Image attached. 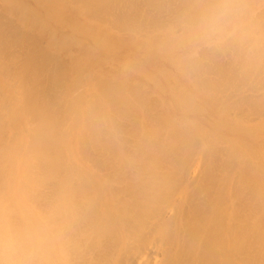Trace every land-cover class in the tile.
I'll list each match as a JSON object with an SVG mask.
<instances>
[{"label": "bare ground", "instance_id": "6f19581e", "mask_svg": "<svg viewBox=\"0 0 264 264\" xmlns=\"http://www.w3.org/2000/svg\"><path fill=\"white\" fill-rule=\"evenodd\" d=\"M33 1L36 6L31 4V0H2L0 6V77L6 79L5 85H0V264H264V17L259 15H264L261 11L264 0H180L184 18L176 15L179 2L175 0L176 5L175 1L169 0L170 4H175L173 8L166 0L164 5L172 6L169 9L176 12L175 15L169 13V16L181 17L182 24L185 21L186 30L181 25L187 41L193 42L190 45L181 37L183 34H176L181 30L176 29L180 25L179 19V25L175 26L166 21L168 16L166 18L161 12L160 17L165 18L161 22L159 9L157 16L153 17L156 16L155 20H160L161 25L166 22L171 30H166V26L159 23L160 26L153 29L156 25L151 22V27H154L147 25L149 30L145 28L146 32L142 33L141 28L134 26L138 23L135 12L139 13L141 9L133 6L134 9L138 7L134 11V19L125 12L130 3L134 5V0ZM138 2L143 4L142 0ZM141 3L140 8H144ZM164 5L165 10L167 5ZM220 9L229 10L228 24L232 26L220 28L215 32L216 36L223 39L231 29L235 30L236 35L232 36L236 39L241 30L239 38H248L250 43L249 46L244 45L245 38L236 42L230 39L232 36L227 39L226 36L225 43L213 44L209 50L201 49V53L208 57L212 50L213 57L208 60L206 56V63L217 58L216 54H222L231 40L235 46L230 44L228 48L240 50V45H244L242 48L245 49L241 50L250 61L241 60L243 55L238 57L241 50L237 49L236 55L231 50L233 53L229 56L235 57L229 62L233 63L232 60L238 57L241 62H234L240 67L234 63L235 67L227 68L230 71L223 70L226 64L232 66L225 60L230 53L225 54L229 50L227 48L220 57L226 55L224 60L228 63H221V68L222 60L218 56L217 65L213 64V68L220 65L217 69L225 71L223 73L219 69L215 72L220 71L227 76L218 73L217 77H208L206 74H209L211 63H207L210 68L206 63L202 64L205 56L199 51L203 43H212V37L202 29V21L210 12ZM76 10L78 13L72 18ZM141 12L137 20L142 16ZM66 13L70 16L65 20ZM151 13L147 12V15ZM143 16L146 19V14ZM143 16L139 23L144 22ZM81 17L96 19L102 24L113 23L114 28L123 31L118 34L117 41L121 42L118 51L123 52L126 46L134 45L145 52L143 57L136 59V55H127L122 61L119 56L115 58L98 52L74 34L84 32V35L93 36L92 39L103 37L104 40L106 32L103 30L104 36H99L100 32L94 30V26L80 22L78 18ZM175 20L173 18L174 24ZM64 22L72 29V34L66 33L65 26L61 24ZM171 25L175 26V33ZM36 27L40 28L41 36L49 35L47 46L37 43L36 32L32 33ZM136 34L146 35L147 39L142 41L141 37L136 38ZM103 40L98 41H110L108 38ZM74 42L86 50V55L82 54L81 58L85 55V61L91 60L98 67H88L90 71L85 73L86 76L80 67L83 78L78 73L75 75L80 78L74 76L72 81L75 83L91 77L95 82L100 80L95 84L102 88L104 101L109 102L111 111L107 110V103V111H104L105 103L103 106L94 105L102 102V98L98 99L100 95L93 91L89 95H96L99 101L88 98V102L93 103L83 107L80 98L83 90L82 95L77 93V83H73L74 86L70 84L71 90L78 89L76 95V90L73 92L75 98L72 96L70 101L67 97L69 60L68 64L65 63L68 57L63 56V61L57 49L68 47L72 54ZM50 46L56 50H50ZM215 46L222 50L218 51L220 47L217 49ZM71 54L73 58L75 54ZM191 58L196 59V63ZM104 62L108 64L110 73L122 66L124 75L128 74L122 79L124 84L133 80L127 79L133 72H144V77L152 81L154 93L161 100L173 97L176 106L199 115L207 125L200 121L192 122L196 131L190 130L187 126L194 120L187 118L191 121L185 122L182 118L181 129V123L173 115L179 127L171 121L173 117L168 118L175 125L174 128L168 123L175 134L167 126L170 132L163 136V140L162 132L151 119L153 116L144 110L147 108L142 105L144 98L141 104L137 103L135 93L139 87L143 89L142 83L137 86L135 80L131 82L135 84L133 88L138 87L133 94L134 102L120 91L127 85L118 81L123 85L117 86V78L114 77H109L112 80L103 79ZM32 67L34 71H30ZM76 67L79 69L75 65L73 73L78 72ZM149 68L153 73L148 72ZM213 68L210 69L212 72L216 69ZM27 69L31 73L37 71L36 75L40 73L53 84L49 90L52 93V88L55 89L50 98L52 101L41 99L46 89L41 88L42 93L37 85L34 90L31 84L27 86L30 75H23ZM181 71L185 77L188 76V85L180 78ZM24 76L29 90L22 85L25 84V81L22 83ZM31 76L37 77L34 73ZM34 77L29 78L33 80ZM37 78L33 83L40 82L42 77L39 75ZM15 81L22 83L17 86L19 88H16L18 83ZM8 85L15 86L14 91L9 92ZM128 86V89L132 88V85ZM190 86L194 87L195 96L187 93ZM148 92L152 93L150 89ZM194 98L200 101L198 105L195 101L194 104ZM98 106L103 110L95 108ZM92 109L98 110L92 112ZM84 111L85 114L86 111L96 112L102 120L94 119L93 123L92 119L88 123L86 119L91 114L86 115L85 126L79 130L76 127L83 124ZM148 112L153 113L150 109ZM20 121L29 124L28 137L20 135L23 129L19 126ZM157 121L160 122L159 119ZM215 125L218 132L211 128ZM14 126L17 131L11 133ZM174 129L181 130L176 133ZM87 141L91 144L89 149ZM75 142L80 145L76 152ZM85 143L86 150L82 147Z\"/></svg>", "mask_w": 264, "mask_h": 264}, {"label": "rangeland", "instance_id": "374dc122", "mask_svg": "<svg viewBox=\"0 0 264 264\" xmlns=\"http://www.w3.org/2000/svg\"><path fill=\"white\" fill-rule=\"evenodd\" d=\"M139 1H141V0H139ZM145 1H146V0H145ZM150 1H152V0H147V3L150 2ZM153 1H155V0H153ZM173 1H175V0H173ZM173 1H172V2H173ZM177 1L179 2L180 0H177ZM177 1H175L174 3H176ZM142 2H143V4L146 3V2H144V0H142ZM157 2H158V3H157ZM161 2H162L163 4H159V3H161ZM164 2H166V0H165V1H164V0H163V1H161V0H158V1H157V0H156V2H154L155 4H154L153 2H150V3H153V4L150 5V4L148 3V4H149V5H148V4L146 3V4H145L146 6H145V5L143 6V4H142L141 2H138V0H136V2H135V0H134V2H133L134 5H133V4L131 5V3H130L129 8H128V6H127L128 10H126L125 12H126V13L128 12L126 15H128L129 18H130V17H131V18L133 17V19H134V16H135L136 14H138V15H136V16H138V18H139V15H140L139 13H140V12L142 11V9H143V11H142V12H144L143 14H144V15L146 14V16H147L146 19H144V16H143V14H142V12H141V15L143 16L142 21L144 20V22L139 23V20H141L142 16L140 17L139 20H137L138 18L136 19V22L138 21V23H135V22L133 21V22L135 23L134 26H137L138 28H141V30L143 31L142 33H145V32H146V31H145V28L148 29V28H147V27H148L147 25H150L149 28H152V27H154V26L156 25V27L153 28V29H157V26H160V25H161V23H159V21L161 20V22H162V18H164V16H165L166 18H167V16H168L169 20L166 19V21H171L172 24L175 25V26H176V25L178 26L179 24H177V23H179V21H180V25H179L178 28L176 27V29L179 30V29L181 28V30L183 31L184 27L187 26V25L185 24V21H184L185 19H183L184 24H182L183 22L181 23L182 20H180V19L184 18V16L182 17V15H183V11H184V8H182V7H183V4L181 5V3H180L181 1L179 2L180 5H179V7H178V6L176 7V8H177V10H176L177 14H176V12H174L175 9L172 10V11L169 9V8L172 7V6H173V8H174V7H175V4H174V3H173V4H170L171 1L168 0V3H167V2H166V3H167V4H170V5H172V6L169 5V6H170V7H169L167 4H165V5H167V6H166L167 8L164 10V8L162 7V6L164 5ZM140 3L142 4L141 7H144V8H140ZM31 4H32L33 6H36V3H35L33 0H31ZM127 4H129V3H127ZM158 4L161 5V6H159ZM1 5H2V0H0V6H1ZM122 5H123V4H122ZM152 5H154V6H152ZM165 5H164V7H165ZM176 5H178V4L176 3ZM130 6H131V7H130ZM133 6H134V7H135V6H138L139 9H141V11L139 10L140 12L138 11L139 13H137L136 9H138V7H136V8L134 9ZM151 6H152V7H151ZM156 6H158V7H162L163 9H162V8L160 9V8H158V7L156 8ZM132 7H133V8H132ZM148 7L151 8L152 11H151L150 9H148ZM127 8H126V9H127ZM130 8H131L132 10H131ZM152 8H153V9H152ZM154 8H156V9H155L156 12L158 11V9L160 10V11H158V12H160V13H159V16H158V19H160V20H158V19L155 20V17L157 16L158 12H157V13L154 12V11H155ZM178 8H179L180 10H179ZM181 8H182V9H181ZM133 9H134V10H133ZM144 9H145V11H144ZM146 9H147V10H146ZM168 9H169V10H168ZM171 9H172V8H171ZM181 10H183V11H181ZM134 11H136V12H135L136 14L134 13ZM163 11H165V12H163ZM166 11H169V12L166 13ZM170 11H171V12H170ZM178 11H179V12L181 11V12H180L181 14H180V13L178 14ZM258 11H259V10H258ZM261 11H264V9H262ZM261 11H260V12H261ZM125 12H124V13H125ZM147 12H148V13H149V12H153L154 14H153V13L150 14L152 17H153V15H156V16L153 17V18H150L151 16L148 14V15H149V17H148ZM161 12H162V15H164L163 17H160ZM172 12H173V13H172ZM77 13H78V11L76 10V13H73V14L71 15L72 18H74L75 15H77ZM133 13H134V14H133ZM155 13H156V14H155ZM163 13H164V14H163ZM165 13H166V14H165ZM169 13H170L171 15H172V14H174V15H175V14H176V15H179V16H181L182 18H181V17H180V19L178 18V19H179V21H178L177 17L174 16L173 18L176 19V20H175V24H174L173 18L170 17L171 15L169 16ZM258 13H259V12H258ZM262 13H264V12H262ZM66 14H68V15H65V16L63 17L65 20H66V18H67L68 16H70L69 13H66ZM129 14H132L133 16H130ZM162 15H161V16H162ZM259 15L264 17V15H262V14H259ZM73 16H74V17H73ZM179 16H178V17H179ZM159 17H160V18H159ZM63 18H62V16H59V19L62 20ZM69 18H70V17H69ZM69 18H68V19H69ZM129 18H128V19H129ZM131 18H130V19H131ZM135 18H136V17H135ZM147 18H149L150 20L153 19L155 22H154V21H149V20H147ZM156 18H157V17H156ZM170 18H172V20H170ZM259 18H260V17H259ZM78 19L80 20V22L84 23V25L88 24V25H92V26H94V27H95L94 30L100 32V35H99V36H104L103 34L106 32V33H105V36H104V38H105L104 40L106 41V39L108 38V40H110V41L103 42V43H101V41L103 40V37H102V38L100 37L101 39L98 38V40H101V41H98L95 37H94V39H92L93 36H90L89 34H86V33H85V35H84V32H83V34H82V33L79 34V33H77V32L74 34L75 36L81 37L82 40H84L85 42H87V43H89L90 45H92L93 48H95V50H97L98 52H100V53H105V54H110L112 57L114 56L115 58H116L117 56H119V58H120L122 61H125V56H127V55H131L132 57H135L134 55H136V59H141V57H143V55H144L145 52H143V50L141 51L140 49H137L134 45L126 46V47L122 50L123 52H119V51H118V48L120 47V43H121V42L118 43L119 41H117V40L119 39V37H120V35H118V34H119L120 32H123V31H120L119 28H114V27L112 26L113 23H110V24H109V23H108V24H102L101 22L97 21L96 19H92V20H91V19H87V20H85L83 17L78 18ZM261 19H262V18H261ZM157 20H158V22H156ZM63 21H64V20H63ZM146 21H149V24H148V22L145 24ZM163 21H165V18H164ZM259 21H260V19H259ZM151 22H152V23H151ZM51 23L55 24V22H53L52 20H51ZM65 23H66V22L61 23V24H63V26H65V30L67 31L66 33L69 32L68 34H72V29L69 28V26H68L67 24H65ZM82 23H81V24H82ZM127 23H128V22H127ZM129 23H130V22H129ZM150 23H151V24L155 23V25L153 24L154 26L152 25V27H151V24H150ZM156 23H157V24L159 23L160 25H159V24L157 25ZM167 23H168V22H167ZM131 24H133V23L131 22ZM143 24H144V25H143ZM168 24L170 25V22H169ZM168 24H167V25H168ZM181 24L184 25V26H183V29H182V25H181ZM115 25H116V24H114V26H115ZM162 25H163V23H162ZM162 25H161V26H162ZM164 25L166 26V22L164 23ZM164 25H163V26H164ZM173 25H171L172 27H170V26H169V27H170V28H174V29H172V30H173V32L175 33V31H176V30H175V26H173ZM92 26H91V27H92ZM142 26H143V27H142ZM230 26H232V25H231V24H226V26H224V27H230ZM100 27H101V30H100ZM160 28H161V27H160ZM162 28H163V27H162ZM164 28H165V27H164ZM222 28H223V27H222ZM143 29H144V30H143ZM226 29H227V28H226ZM103 30H104L105 32H103ZM112 30H113V31H112ZM148 30H149V29H148ZM166 30H171V29H168L167 26H166ZM181 30L176 31L177 36H180V34L178 35V32H179V33L183 34L181 37H182L183 39H186V41H185L186 43H189V45H190L191 43H193V42H188V41H187V36H186L187 34H186L184 31H183V32H184V33H183ZM184 30H186V28H185ZM219 30H220V29H219ZM219 30H217V31H219ZM111 31H112V32H111ZM247 31H248V30H247ZM247 31H246V33H248ZM35 32H36V37H37V39H39V40H37V41H38L37 43H38L39 45L47 46V40H48V41L50 40V39L48 38L49 35L46 34V35H42V36H41V35H40V28H37V27H36V30H32V33H35ZM227 32H228V33H227L226 35H223L224 37L227 36L226 39L228 38V36L230 37V36H232V34L236 33L235 30L233 31V30H231V29H228ZM238 32H239V30H238ZM241 33H242V32H241V30H240V34H239V35L237 34V35H238L239 37H241V36H240ZM108 34H110V35L108 36ZM33 35L35 36V34H33ZM37 35L39 36V38H38ZM111 35H112V36H111ZM116 35H117V38H116ZM121 35H123L124 37H127V36H125L126 34H123V33H122ZM141 35H142V34H141ZM141 35H140V34H136L135 36H136V38H140V37H141L140 40H142V41L145 40V39H147L146 35H142V36H141ZM201 35H202V34H201ZM235 35H236V34H234V36H235ZM107 36H108V37H107ZM143 36H144V37H143ZM202 36H203V35H202ZM210 36L212 37V39H211V40H212V43H211V44L203 43V45L200 47V51H199L200 53H199V54H202V53H203V52L201 53V49H202V48L204 49V51H205V50H209V49H210L209 47H211L213 44H214V45H216V44L219 45L218 42H219V43H223V42H224L223 40H225V38H224L223 36H222L223 39H222L221 37L218 38V37L216 36L215 33L209 35V37H210ZM41 37H42V38H41ZM110 37H111V38H110ZM203 37H204V36H203ZM239 37L236 36V39H235V37L232 36V38H230V39H235L236 42H239V41L242 42V41H243L242 39L245 38V37L243 38V36H242V39H240ZM214 38H215L216 40H215ZM40 39H41V40H40ZM204 39H205V38H204ZM221 39H222V40H221ZM239 39H240V40H239ZM43 40H44V41H43ZM104 40H103V41H104ZM123 40H125V41H126V40H127V41H130L129 38H123ZM201 40H203V39L201 38ZM228 40H229V39H228ZM235 40H234V42H235ZM238 40H239V41H238ZM246 40L248 41V38H245L244 42H242V43H244V45H248V46H249L250 41H248L247 44H245V43H246ZM111 41H112V44H111ZM225 41H226V40H225ZM41 42H42V43H41ZM97 42H98V43H97ZM203 42H205V41H203ZM231 42H232V40H231L230 43L228 44V47L230 46ZM236 42H235V44H236ZM74 43H75V44H74V45L72 44V46H71V48L73 49L72 54L69 52L70 49L68 50V47L66 48V47H63V46H62L63 49H57V50H59V54H61V57H62V60H63V61H64L63 56H64V57H68V59L66 60L65 63H67L68 60H69V65L67 66V67L69 68V70H68V72H69L68 79H69V80L67 81V88H68L69 90H68L67 97L70 99V101H71V99L73 100V98H72V96L74 97V93H73V92L76 90V91H75V95H76V92L78 91V89H77L76 87L78 86V87H79V92H77V93H78V94H79V93L81 94V93L83 92V95L81 94L82 96L80 97V98H81V104H82L83 107H85L86 104L90 102V100H89V102H88V98H90V99L92 98L91 100L93 101V99H96V98H95V97H97L96 95L99 94L101 97L98 96V97H99L98 99L102 98V102L99 101L98 99H96V101L98 100L100 103H96V102L94 101V102H95L94 105L97 106V104H100V105L103 106V103H105V105H104V111H107L108 109L110 110V104H109V102L104 101V92L101 91L102 88H101V89L98 88V87H100L99 85L97 86V85L95 84V83L97 82V80H96V82H95V79H94V78L92 79V77H91V78H89V79L87 78L88 80L84 79V80H82V81H81V79H79V80H78V82L80 81L79 83H78L77 81L75 82V83H77L75 89H73V88H72V90L70 89V88H71L70 84H73V83H74L72 80H74V78L77 77L75 74L78 75V73L80 74V73L82 72V70H83V74L86 76V74L89 73V71H90V70H88V67H92V66H96V67H98V65H96L97 63H95V62H93V61H91V60H88L90 63H89L87 60L85 61V59H84V57H85V55H86V50H85V48H83L82 46L77 45L76 42H74ZM224 43H225V42H224ZM227 43H228V42H226V46H227ZM232 43H233V42H232ZM103 44H104V45H103ZM106 44H107V46H106ZM110 44H111V45H110ZM240 44H241V43H240ZM109 45H110L111 47H110ZM224 45H225V44H224ZM232 45H233V44H231V46H232ZM238 45H239V44H238ZM238 45H236V46H238ZM244 45H240L241 48L244 47ZM105 46H106V47H105ZM113 46H114V47H113ZM116 46H117V47H116ZM206 46H208V48H207ZM220 46H221V45H220ZM220 46H219V47H220ZM234 46H235V45H233V47H234ZM240 46H239V47H240ZM248 46H247V47H248ZM205 47H206V49H205ZM215 47L217 48V46H215ZM219 47H218V48H219ZM221 47L223 48V46H221ZM221 47H220V49L217 48L218 51H219V50H222ZM228 47H227V48H228ZM233 47H232V48H231V47L228 48V49H229L228 51L226 50L227 48H226V49H225V48L223 49L224 51L226 50V53H225L226 55H227V52H228V53L230 52V53L227 55V57H226L227 59H225V56H226V55H224V58H223V57H222V58L220 57L221 55L223 56V54H224L223 52H224V51H223V52L220 51V52H222V54L220 53L221 55H220L219 53L216 54V52H215V54L217 55V58H218V56H219L220 59L222 60V62H220V65H221V63L223 64V62H224L225 60H228V62H229V61H231V58L233 59V58L235 57L234 55H233V56H229L231 53H233V51L235 52V55H236V50H237L238 48L235 49L236 47H235V48H233ZM245 47H246V46H245ZM247 47H246V48H247ZM113 48H114V49H113ZM212 48H213V47H212ZM241 48H240V50H241ZM125 49H126V50H125ZM234 49H235V50H234ZM242 49L244 50L245 48H242ZM50 50H56V48L53 47V46H50ZM129 50H130V51H129ZM231 50H233V51H231ZM238 50H239V49H238ZM238 50H237V51H238ZM240 50H239V51H240ZM243 50L240 51L241 54H240V53L238 54V52H237V54L239 55L238 57H240V56L243 55V58H244V59H243L242 57H241L240 59L243 60V61H245V60H247L248 58H245L246 56H245ZM202 51H203V50H202ZM211 51H212V50H211ZM211 51H209V53H208V54H211L210 56H212V53H210ZM242 51H243V52H242ZM67 52H68V53H67ZM206 52H207V51H206ZM206 52H204V53H206ZM65 53H66V54H65ZM73 53H74L75 55H74ZM174 53H175V52H174ZM70 54H71L72 56L74 55L73 58L70 56ZM79 54H80V55H79ZM82 54H85V55L82 56V58H81V55H82ZM78 55L80 56L79 58H78ZM202 55L205 56V59L203 58V60H202V64H203V63H206V60H207V59H208V60L210 59V56L208 57L207 54H206V55L202 54ZM202 55H200V56H202ZM213 55H214V52H213ZM216 55H215V56H216ZM200 56H197V57H200ZM206 56L208 57L207 59H206ZM76 57H77V58H76ZM194 57H196V55H195ZM212 57H213V56H212ZM228 57H230V58H228ZM238 57H237V58H238ZM85 58H86V57H85ZM217 58H214L213 61H211L212 59L209 61V62L211 63L210 65L212 66L211 68H213V64L217 65V64L215 63V61H216V62L218 61ZM237 58H236V60L234 59L235 62L238 61V63H240V62H241V61H239L240 59L238 60ZM78 59H82V61H85V62H82V61L80 62V60H78ZM86 59H87V58H86ZM191 59L193 60L192 62H194V61L196 60V59H194V58H191ZM198 59H199V58H198ZM198 59H197V60H198ZM200 59H202V57H200ZM224 59H225V60H224ZM221 60H219V61H221ZM234 60H232L233 63H232V62H229V63H232V66H231V64H228V66H227V64L225 65V63L227 62V61H225V62H224V65H225L226 68H222L223 65H221V66H220L219 64H218V65H219L223 70H226L227 68H231V67L233 68V67H235V65H236V63L234 62ZM134 61H135V60H134ZM198 61H200V60H198ZM243 61H242V62H243ZM247 61H250V60L248 59ZM110 62H111V61H110ZM135 62H136V61H135ZM209 62H207V63H209ZM228 62H227V63H228ZM25 63H26V62H25ZM88 63H89V64H88ZM106 63H107V62H106ZM194 63H196V62H194ZM199 63H200V62H199ZM207 63H206V64H207ZM217 63H218V62H217ZM234 63H235V65L233 66ZM238 63H237V64H238ZM67 64H68V63H67ZM73 65H74V66H73ZM75 65H78V68H79V69H77V67H76V70H78V72L75 71L76 73H75V72L73 73L72 71H73V69H75ZM102 65H103V64H102ZM107 65H108V64H105V62H104V66H105L106 70L103 71V72H104V74L102 75L103 79H104V77H107V80H112V78H109V77H114V78H117V79H115L117 86H118V84H120V82L123 83L122 79H123V78H126V76H127L128 74L124 75V73H123V71H122V66L120 65V66H119V67H118L113 73H110V72H108V66H107ZM199 65H201V64H199ZM199 65L197 64V66H199ZM229 65H230V66H229ZM240 65H241V64H240ZM72 66H73V67H72ZM83 66H84V67H83ZM201 66H203V65H201ZM204 66H205V64H204ZM219 66H215L214 68H216V69L213 68L214 70H213V72H212V70H210V69H211L210 66H208V64H207L206 67H208V68H210V69H208L209 71H208L207 73H209V74H206V76L210 75V77H214V76L217 77V76H218V73H220V75H223V74H221V73L223 72V70L220 69V68L217 69V67H219ZM80 67H82L83 69L81 68V69H82V70H81ZM85 67H86V69H84ZM96 67H95V68H96ZM236 67H240V66H239V65H238V66L236 65ZM169 68H171V67H169ZM232 68H231V69H232ZM30 69H31V70H30ZM30 69H27V71L25 70V71H24L25 73H23V75H25V74H27V75H25V76H29V75H30V76H29L30 78H31V77H34V76H31V74L33 75V73H34V75L37 76V77H39V75H40V77H42V78H41L42 80L40 79V82L38 81L37 83L39 84V83L42 82V84H40V86H39L37 83H33V81H35V80L38 79L37 77H36V78L34 77L35 79L32 78L33 80H31L29 77H27V78H28V80H27V78H25V76L22 77V79H23V80H22V83L25 81V84H24V83H23V84L21 83V84H22V85H25V88H26L27 86H29V84H31V85L33 84L34 86H33V85H32V86L30 85V87H31L32 89H33V88H36V89H37L38 87L40 88V89H39L40 91H42L41 88H43V90L46 89V90L48 91V92H47V91L45 90V91L47 92V95H46V92L43 93V91H42L43 94H41L40 92H38V93H39V95L41 94V95L43 96V97H41V99L44 98L45 102H47V101H48V98L50 99V98L54 95V93H53L54 90H55V89L53 90L54 87L52 88V91H53L52 93H50L51 91H49V90L51 89V87L53 86V84L49 83V81H48L45 77L41 76L40 73H37V75H36L35 73H36L37 71H35V72H33V73L29 72V70H30V71L33 70V67L30 68ZM219 69H220L222 72H220V71L217 72V71H216V72H217V75H215V73H216L215 70H219ZM231 69H229V70L227 69V70L230 71ZM79 70H81V71L79 72ZM120 70H121V71H120ZM148 70H149V71H148L149 73H150V72L153 73V69H152V68H149ZM33 71H34V70H33ZM137 72H138V71H137ZM137 72H133L130 76L127 77V79L129 78V79H133V80H135V81H136L135 84H136L137 86H138V85H141V83H142L143 89H142V87H139V88H138V87H135V86H134V88H133V85H135V84H132V83H134L135 81L130 80V82H128V81L125 79L124 82L127 81L126 83H129V84H124V83H123V84H124V85H127V86L129 85L128 87H131V85H132V88H129V89H128L127 86L124 87V86H122L123 84H122V85L120 84L119 87L122 86L121 88L124 89V90L120 89V91H122V93H125V94H127L128 96H130L131 99H133L134 102L137 100V103H138V104H139V103L141 104V103H142V100H143V98H144V101H145V102L143 101L142 105L145 106V107H147V108L144 109V110H147L146 112H147V114H148L149 116H151V117L153 116V118H151V119H152V121L154 120V123L157 125L156 128L159 129V132H160V131L162 132V133L160 132V133L162 134V137H163L164 135H166L167 132H170V130H171V133L173 132V129H171V128H173V127H169V125L174 126V128H175V125H173V124H177V123L179 122V123H181V124H180V127H181V126H182L183 119L185 120V122H188L189 119H191V120L193 119V120H194V121L189 120V122L191 121V123H189V125H188L187 127H188V129H190V130H194V131H196V129H195L196 126H194L195 123L193 124L192 122L200 121V122L204 123L205 125H207V123H206L205 121L200 120V116H199V115H197V114H195V113H192V112H189V111H188V112H187V111H184L182 108H180V106H176V104H175L176 102H173V101H174V100H173V97H170V98H166V97H165L163 100H161L160 97H159V95H157L156 93H154L155 89H154V85H152V84H153L152 81H150L149 78H147V77L145 78V77H144V75H143L144 72L142 73V72L139 71V73H141V74H139V73H137ZM183 72H184V71H181V72H180V76H181L180 78L182 79V81L186 82V84L188 85V83H187L188 76L186 75V77H185V76L182 74ZM211 72H212L213 74H212ZM214 72H215V73H214ZM224 72H225V71H224ZM224 72H223V73H224ZM226 72H227V71H226ZM85 73H86V74H85ZM121 73H123V74H121ZM130 73H131V72H130ZM136 73H137V74H136ZM151 73H150V74H151ZM83 74H82V75H83ZM120 74H121V76H120ZM182 75H183V76H182ZM225 75H226V74H224L223 76L226 77L227 75H226V76H225ZM74 76H75V77H74ZM79 76H80L81 78H83V77L81 76V74H80ZM124 76H125V77H124ZM73 77H74V78H73ZM80 77H77L76 79H78V78H80ZM96 77H97V76H96ZM96 77H95V78H96ZM102 77H101V78H102ZM208 77H209V76H208ZM2 78H3V77H0V85L4 86V85H5V81H6V79H5V78L2 79ZM24 79H26V80L28 81V85H27V83H26L27 81L24 80ZM43 79H44V80H43ZM45 79H46V81H45ZM96 79H98V78H96ZM99 79H100V77H99ZM99 79H98V80H99ZM105 79H106V78H105ZM159 79H160V78H159ZM4 80H5V81H4ZM83 81H84L85 83H83ZM99 81H100V80H99ZM99 81H98V82H99ZM118 81H120V82L118 83ZM132 81H133V82H132ZM13 82H14V81H13ZM13 82H12V83H13ZM15 82H16V81H15ZM35 82H36V81H35ZM70 82H71V83H70ZM98 82H97V84H98ZM131 82H132V83H131ZM17 83H18V81L16 82V84H17ZM46 83H47V84H46ZM75 83H74V84H75ZM9 84H11V82H9ZM21 84L18 83V85H16V88H19V87H17V86H19V85L21 86ZM45 84H46L47 87H46V86H43V85H45ZM74 84H73V86H74ZM78 84H81V87H80ZM184 84H185V83H184ZM26 85H27V86H26ZM36 85H37L38 87H36ZM48 85H49V86H48ZM149 85H151V87H150ZM8 86H9V85H8ZM41 86H42V87H41ZM69 86H70V87H69ZM73 86H72V87H73ZM96 86H97V89H98V90L96 89ZM117 86H116V87H117ZM145 86H146V87H145ZM152 86H153V87H152ZM6 87H7V86H6ZM49 87H50V88H49ZM123 87H124V88H123ZM14 88H15V86H12V85H11V87L9 86L8 90L11 89L9 92L14 91V90H13ZM31 88H30V89H31ZM90 88H92V89L90 90ZM103 88H104V87H103ZM117 88H118V87H117ZM136 88H138V89H136ZM140 88H141V89H140ZM145 88H146V89L148 88V89L146 90ZM188 88H189V87H188ZM27 89H28V87H27ZM27 89H26V90H27ZM32 89H31V90H32ZM36 89H35V90H36ZM81 89H82L83 91H82ZM99 89H100V90H99ZM135 89H136L137 91H136ZM144 89H145V91H146L145 94H144V92H143ZM149 89L152 91L153 95L155 94L154 96H156V97L159 98V100H158V98H157V100H156V99H155L156 97H154V96L152 95L151 92H150V94H151L152 97H154V98H152V97L150 96V94H148V93H149V92H148ZM28 90H29V89H28ZM33 90H34V89H33ZM33 90H32V91H33ZM70 90H71V91H70ZM189 90H190V91H189ZM15 91L17 92V89H16ZM81 91H82V92H81ZM92 91L95 92V94H96V95L94 94V95H95L94 97H93V95H92V96L89 95L90 92H92ZM128 91H129L130 93H129ZM132 91H134V92H132ZM135 91H136V93H135ZM140 91H142V92H140ZM187 91H188L187 93H190L192 96H195V94H196V91H195V89H194L193 86H190V88L187 89ZM93 92H92V94H93ZM98 92H99V93H98ZM100 92L103 93V94L101 95ZM131 92H132V93H131ZM138 92H139V94H138ZM147 92H148V93H147ZM86 93H87L88 95H87ZM134 93H135V96L137 97L136 100H135V98H134V96H133ZM140 93H141V94H140ZM194 93H195V94H194ZM10 94H11V93H10ZM17 94H18V92H17ZM44 94H45V96H47V99H45L46 97L44 96ZM48 94H50L49 97H48ZM78 94H77V95H78ZM137 94H138V95H142V96H137ZM147 95H149L150 97L148 96V98H146ZM78 96H79V95H78ZM143 96H145V97H143ZM138 97H139V99H138ZM140 97H141L142 99H140ZM74 98H75V97H74ZM147 99H148L149 101H148ZM152 99H153L154 101H153ZM46 100H47V101H46ZM50 100L52 101V99H50ZM138 100H140L141 102H139ZM146 100H147L148 102H147ZM150 100H151V101H150ZM14 101H15V100H14ZM75 101H76V100H75ZM152 101H153V102H152ZM155 101H156V102H155ZM157 101H158L159 103H160V101H161V104H159ZM194 101L196 102L197 105H198V103H200V101L197 100V98H194L193 102H194ZM49 102H50V101H49ZM195 102H194V104H195ZM16 103L18 104L19 102H17V100H16ZM90 103H91V102H90ZM90 103H89V104H90ZM92 103H93V102H92ZM92 103H91V104H92ZM106 103L109 104V106H108ZM145 103H146L148 106H146ZM148 103H150V107H151V105H152L153 108H154L155 106L157 107V108H154L155 111H153L154 109H152V107H151V108L149 107V104H148ZM152 103H153V104H152ZM156 103H158V105H156ZM91 104H90V106H91ZM196 104H195V105H196ZM18 105H19V104H18ZM162 105H163V107H162ZM15 106H17V105L15 104ZM102 106H101V107H102ZM107 106H108V108H107V110H106V107H107ZM159 106H160V107H159ZM17 107H18V106H17ZM145 107H143V108H145ZM95 108H98V109H102V110H103V108H100V106L95 107ZM158 108H159V109H158ZM98 109H94V110L92 109L93 111H92V110H89V111H90V112H91V111L94 112V111H96V110H98ZM149 109H150V111H152L153 113L148 112ZM160 109H162V112H161ZM163 109H164V110L168 109V110H166L168 114H166V111H164V112H165V113H164V112H163ZM110 111H111V110H110ZM86 112H87L86 114H85V111H84V113H83V117H84L83 124H84V125L82 124V125L76 127V128H79V130L82 129V128L85 126V122H84V121H86V120H87V121L89 120L90 122H92L91 120L93 119V123H94L95 120H96V121H97V120H100V119L102 120V118L99 119L98 114H97L96 112H95V114H94V113H90V112H88V111H86ZM156 113H157V114H156ZM89 114H91L90 117L88 116L90 119H89V118L86 119V117H87L86 115H89ZM155 114L157 115V117L155 116ZM165 114H166V115H165ZM92 115H93V118H92ZM94 115H95V117H96V115H97V117L94 118ZM168 115H169V117H168ZM173 115L176 117V119L178 120V122L176 121V119L174 118ZM154 116H155V117H154ZM162 116H166V117H167V120H168V118H172V117H173V118L171 119V121H173V124H172V122H169V120L166 121V117H164L165 119H164V118H161ZM170 116H171V117H170ZM185 116H186V118H185ZM30 118H31V117H30ZM154 118H155V119H154ZM182 118H183V119H182ZM187 118H189V119H187ZM27 119H28V118H27ZM27 119H26V120H27ZM85 119H86V120H85ZM94 119H95V120H94ZM158 119H159V121H160L159 123H158V121H157ZM162 119H163V121H162ZM174 119H175V122H176V123L174 122ZM89 121H88V123H89ZM156 122H157V123H156ZM164 122H165V124H164ZM86 123H87V122H86ZM88 123H87V124H88ZM161 123H162V124H161ZM166 123H167V124H166ZM168 123H169V125H168ZM183 123H184V122H183ZM23 124H24L25 127H26V126H27V127L25 128V127L23 126ZM87 124H86V125H87ZM158 124H159V125H158ZM89 125H90V124H88V126H89ZM164 125H165V126H164ZM19 126H22V128H23V129H21V133H20V135H21V136H24V138H25V137H28L29 134H27V133H28V131L30 132V130H29V128H30L29 124H27L26 121H20ZM82 126H83V127H82ZM160 126H161V127H160ZM162 126H164L165 128L162 127ZM167 126H168V129H170L169 131H168V129L166 128ZM176 126L179 127V124H177ZM80 127H82V128H80ZM86 127H87V126H86ZM159 127H160V128H159ZM178 127H176V129H178ZM209 127H211V126H209ZM15 128H16V127L14 126L13 129H11V133L14 132V131H15V132L17 131V129H15ZM163 128H164V129H163ZM211 128L216 129V132L219 131V128H218L216 125H215V126H212ZM14 129H15V130H14ZM181 129H182V127H181ZM181 129H179V130H181ZM188 129H187V130H188ZM163 130L166 131V132L164 131L165 134L163 133ZM174 130H175V129H174ZM179 130H177V131L175 130V132L177 133ZM75 132H77V131H75ZM173 133H174V132H173ZM174 134H175V133H174ZM226 134H227V132H226ZM126 136H128V135H126ZM162 137H159L158 139H159V140L161 139V141H163V140H164V137H163V140H162ZM168 140H169V139H168ZM218 141L220 142V141H222V140H218ZM169 142H170V140H169ZM219 142H218L217 144H219ZM86 143H88V141H87ZM86 143H85V146L82 145V147H84V149L87 147ZM166 143H167V141H166ZM166 143H165V144H166ZM173 143H174V142H173ZM167 144H168V143H167ZM167 144H166V145H167ZM174 144H175V143H174ZM89 145H91V144L88 143V149L90 148ZM175 145H176V144H175ZM77 148L80 150V145H78V143L75 142V144H74L75 152L77 151ZM88 149H87V150H88ZM85 150H86V149H85ZM88 151H89V150H88ZM77 157H78V156L76 155L75 158L78 160ZM198 157H199V156H198Z\"/></svg>", "mask_w": 264, "mask_h": 264}, {"label": "clouds", "instance_id": "9594fccd", "mask_svg": "<svg viewBox=\"0 0 264 264\" xmlns=\"http://www.w3.org/2000/svg\"><path fill=\"white\" fill-rule=\"evenodd\" d=\"M230 16L231 13L227 9L212 11L202 21V29L208 34H213L228 24Z\"/></svg>", "mask_w": 264, "mask_h": 264}]
</instances>
